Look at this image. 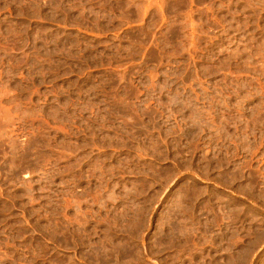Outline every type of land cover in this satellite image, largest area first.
<instances>
[{
    "label": "rangeland",
    "instance_id": "rangeland-1",
    "mask_svg": "<svg viewBox=\"0 0 264 264\" xmlns=\"http://www.w3.org/2000/svg\"><path fill=\"white\" fill-rule=\"evenodd\" d=\"M0 264H264V0H0Z\"/></svg>",
    "mask_w": 264,
    "mask_h": 264
}]
</instances>
